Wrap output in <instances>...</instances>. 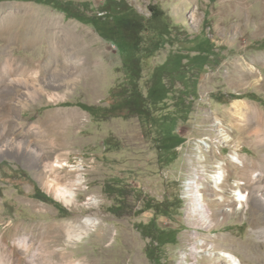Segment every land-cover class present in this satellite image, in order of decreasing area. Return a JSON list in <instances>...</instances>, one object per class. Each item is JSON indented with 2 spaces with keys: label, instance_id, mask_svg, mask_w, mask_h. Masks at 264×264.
<instances>
[{
  "label": "rangeland",
  "instance_id": "1",
  "mask_svg": "<svg viewBox=\"0 0 264 264\" xmlns=\"http://www.w3.org/2000/svg\"><path fill=\"white\" fill-rule=\"evenodd\" d=\"M72 1L97 13L104 0ZM233 1L123 0L140 16L143 94L156 66L169 59L172 67L176 53L197 55L164 78L174 99L154 107L153 123L144 124L125 108L94 117L78 105L109 107L128 95L114 44L50 5L0 0V45L3 37L6 51L28 68L39 63L47 70L40 79L49 74L55 85L51 97L10 93L7 126L0 116V264H209L208 255L223 258V251L264 264L257 233L264 209L236 200L242 185L230 162L232 143L255 155L230 111L236 99L264 110V87L255 81L264 78V0ZM197 48L211 50L188 52ZM248 70L254 76L242 75ZM167 130L184 140L171 150ZM224 132L230 143L219 139ZM223 162L230 164L222 190L233 204H223L226 215L210 226L195 207L193 184H208V202L217 209ZM43 195L48 201L38 198ZM87 217L91 224H84ZM162 229L174 230L173 242L152 241L156 233L161 242L172 239ZM202 238L214 246L192 249Z\"/></svg>",
  "mask_w": 264,
  "mask_h": 264
},
{
  "label": "bare ground",
  "instance_id": "2",
  "mask_svg": "<svg viewBox=\"0 0 264 264\" xmlns=\"http://www.w3.org/2000/svg\"><path fill=\"white\" fill-rule=\"evenodd\" d=\"M226 1L229 3V0ZM235 2L236 0H234L232 3ZM76 37H78V35L76 34L72 36V38H76ZM1 39H2V44L0 45V116L1 115L3 116L2 121L7 126V121H8L7 114H5L3 110H6L8 107L6 98H8L10 93L15 92L18 94V96L27 95L28 97L35 99L38 94H42L46 92V94H49V96L51 97L52 95H50L48 90H52L55 85L51 82V79L47 77L49 74L45 76V79L42 80L40 79L42 78L43 74L45 75L47 74L46 73L47 70H43L42 72L39 63L35 64L33 68H28V65L25 64L23 61L18 60L12 52H8L5 50V47L9 45V42L3 37ZM51 40H52V36L49 37L48 39L50 48H52L53 46V41ZM64 66L65 65H63L62 68H65ZM51 67L52 65L50 67L48 66V68H50L48 69L49 71L51 70ZM67 68H65V70ZM56 72L57 70H53L52 75L53 73ZM246 72L250 76H254L251 70L243 72L242 75ZM65 76H68V73L65 72ZM255 81H257L259 85H262V87H264V78L259 76L258 79H256ZM230 114L233 118V123L235 124V130H237L240 133L241 138L242 137L248 138V142L255 153V155H252L250 157L245 154H242L241 152L243 146L232 143L233 158L232 160H230V162L232 166L237 170L238 173L237 181L239 182V186L242 185L241 187L238 188V190H236L238 191V195H239V197L236 196V200L239 201L240 203L244 202L250 204L252 202L251 204H253L252 205L253 209L263 210L264 209V110L261 107H259L257 104L248 102L245 99H236L232 102ZM222 136L223 137H219L220 140H224L225 142L230 143L229 139L232 138L230 134L224 132L222 133ZM229 164L230 163L223 162V163H219L218 166V171H219L218 178L215 180L216 181L215 185L218 183L217 184L218 187L216 186V190H218V192L216 193L214 192V194L219 195L221 202L219 201V203L217 204L218 205L217 209L212 210L208 202L211 191V188L208 187V184H205L203 181L201 182V184H203L204 187H202L200 183L197 182L193 184V187L195 188L193 190V194L197 195L198 197L197 199L199 200L197 202H199L200 204V205H195V207L200 210L201 216L203 218L210 220V224H211L210 226L214 225V222L216 221L220 222L224 214L226 215V210L224 209L223 204L227 205L229 201L224 196V190L222 189L224 186V182L229 177L228 174ZM55 165H58V161H56ZM63 193H66V191H64ZM231 203L233 204V202L230 201L229 204ZM195 207L192 206V210L196 211L197 209ZM91 223H92L91 217H87L84 220V224H91ZM257 233L259 234L260 238H262L264 241V222H262L260 227L257 228ZM201 240L202 243H200V245L193 243L192 249L198 250L199 246L202 249H204V247L214 246L213 243H208L210 241L207 242L203 238ZM196 245L198 248L196 247ZM222 253L224 255L223 258L220 257V255H216V254H214L211 257L210 255H208L207 258L209 264H237V261L238 264H245L238 255L234 253L232 254V252L223 251Z\"/></svg>",
  "mask_w": 264,
  "mask_h": 264
},
{
  "label": "trees",
  "instance_id": "3",
  "mask_svg": "<svg viewBox=\"0 0 264 264\" xmlns=\"http://www.w3.org/2000/svg\"><path fill=\"white\" fill-rule=\"evenodd\" d=\"M37 3L50 5L53 8L64 12L66 16L75 18L85 24L92 26L97 33L105 40L111 42L116 46L122 55L123 66L127 72V85L128 95L109 107H96L94 105L78 104L82 109L86 110L92 116H107L115 110L125 108L129 113L136 114L144 124H152V110L159 104H162L166 99L173 97V89L171 85H167L164 81L165 77L171 78L172 74L181 73L183 70L182 60L186 58V62L197 55H192L190 58L176 53L174 55L172 67L169 59H166L162 64L156 66L153 70V79L147 88L146 94H143L137 84L139 75V60L142 58L141 52H147V49L142 47L143 37L140 31V16L134 11L133 8L128 7L123 0H104L100 11L91 13V9L85 2H75L72 0H33ZM159 47H156L158 49ZM211 50V49H210ZM210 50L189 49L196 51L198 54L207 55ZM205 64V63H202ZM174 80L182 82V78H175ZM184 84V83H182ZM184 90L186 87L184 85ZM180 95V93H179ZM182 95V93H181ZM147 121V123H146ZM165 145L167 150H171L177 145L181 144L184 140L176 135L173 130H167ZM165 143V140H164ZM36 190L34 197H37ZM44 201H48L44 195L38 197ZM49 202H52L49 200ZM163 234H170L172 239L160 241V234L156 233L152 236V241L157 245L173 242L175 233L173 229H162Z\"/></svg>",
  "mask_w": 264,
  "mask_h": 264
},
{
  "label": "clouds",
  "instance_id": "4",
  "mask_svg": "<svg viewBox=\"0 0 264 264\" xmlns=\"http://www.w3.org/2000/svg\"><path fill=\"white\" fill-rule=\"evenodd\" d=\"M237 264H238V261H237Z\"/></svg>",
  "mask_w": 264,
  "mask_h": 264
}]
</instances>
